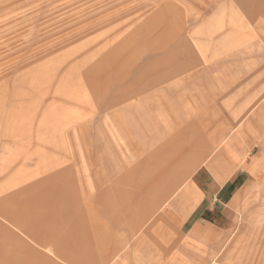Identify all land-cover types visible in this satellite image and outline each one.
I'll use <instances>...</instances> for the list:
<instances>
[{
  "label": "rangeland",
  "instance_id": "obj_1",
  "mask_svg": "<svg viewBox=\"0 0 264 264\" xmlns=\"http://www.w3.org/2000/svg\"><path fill=\"white\" fill-rule=\"evenodd\" d=\"M263 80L264 0H0V208L30 233L0 217V246L264 264V98L218 129ZM207 178L235 188L227 221ZM172 183L192 188L158 208Z\"/></svg>",
  "mask_w": 264,
  "mask_h": 264
},
{
  "label": "crops",
  "instance_id": "obj_2",
  "mask_svg": "<svg viewBox=\"0 0 264 264\" xmlns=\"http://www.w3.org/2000/svg\"><path fill=\"white\" fill-rule=\"evenodd\" d=\"M248 96L249 97L247 98V101L249 99V103L247 107L243 109L246 111L240 118L234 121V115H231L228 119L224 118L220 121L218 125L219 126L218 129L221 130L223 133V137L221 139L222 142L225 140L226 132L228 129L234 128V124H237V123L242 124L245 121L244 116L248 112H252L254 114L258 111L260 101H262L264 98V80L262 81L261 86L251 90ZM230 143L234 144V136L230 139ZM218 159L219 158L217 156V159H215L214 163H216ZM204 183L206 184V187L208 191L210 192V194H212V197L214 196L212 207L207 208L204 211V215L207 218L213 219L214 221H217V222H224V221L229 220L231 218V212L230 210H228L227 207H228L229 200L232 198V194L235 188L233 186L224 187L222 186L221 182H219L215 178L213 179L207 178ZM182 185L183 184H180L174 187L175 186L174 183L167 184L168 186L167 190H165V192L157 200L158 208L163 206V204L165 205V203L169 202L168 198L171 196L169 192L172 190V188H174L173 190L174 195L172 194L171 198L175 197L179 192L180 193L176 196V200L178 199V197L179 199L185 198L188 195L189 191L191 190L192 184H188V186H186L185 188H183L184 186L182 187ZM153 214L154 212L153 213L150 212L149 216H146V217L144 216L143 220L145 221H143L140 224V226H143L144 223L147 222L152 217ZM0 217L8 220V222L16 226L19 230L24 231L26 234H30L27 231L25 224L16 223V220L14 219V217L10 215L7 210L0 208ZM161 218H163V216L160 217V219ZM152 224H153V221H152ZM152 224L150 222L147 228H149ZM0 226H1V222H0ZM4 230L5 231L3 233L11 239L14 238L15 241L13 243V248L11 249H7L5 247L2 248L0 246V264H4V263L5 264H53V261H51L48 258L43 257L38 252V250H36V247H34V245L27 243L25 240H23L20 237V235H17L16 233L12 232L8 228V226H5ZM33 240L34 242H37L34 238ZM102 249H103L102 257H104L105 259L110 258L104 263L116 264V259H117L116 257H118V253L122 248H117V246H115L111 254L112 256L108 254L109 253L108 250H111V249H109L105 245L103 246Z\"/></svg>",
  "mask_w": 264,
  "mask_h": 264
}]
</instances>
